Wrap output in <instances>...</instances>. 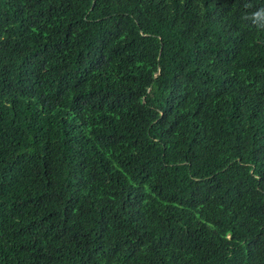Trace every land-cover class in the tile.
Here are the masks:
<instances>
[{
  "label": "trees",
  "instance_id": "1",
  "mask_svg": "<svg viewBox=\"0 0 264 264\" xmlns=\"http://www.w3.org/2000/svg\"><path fill=\"white\" fill-rule=\"evenodd\" d=\"M262 7L0 0V264H264Z\"/></svg>",
  "mask_w": 264,
  "mask_h": 264
},
{
  "label": "clouds",
  "instance_id": "2",
  "mask_svg": "<svg viewBox=\"0 0 264 264\" xmlns=\"http://www.w3.org/2000/svg\"><path fill=\"white\" fill-rule=\"evenodd\" d=\"M246 7H251V5H245ZM244 19H251V21L254 24H257V22L261 19H264V7L259 8L258 10H256L255 12L251 13L250 16H246L244 17Z\"/></svg>",
  "mask_w": 264,
  "mask_h": 264
}]
</instances>
